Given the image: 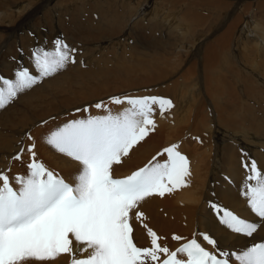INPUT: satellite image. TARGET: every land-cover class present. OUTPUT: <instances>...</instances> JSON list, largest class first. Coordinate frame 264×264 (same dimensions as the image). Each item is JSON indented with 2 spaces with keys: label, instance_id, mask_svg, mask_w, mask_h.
I'll use <instances>...</instances> for the list:
<instances>
[{
  "label": "rangeland",
  "instance_id": "374dc122",
  "mask_svg": "<svg viewBox=\"0 0 264 264\" xmlns=\"http://www.w3.org/2000/svg\"><path fill=\"white\" fill-rule=\"evenodd\" d=\"M219 10L223 16L216 20ZM249 15L264 27V0H0V79L12 80L15 71L22 68L37 75L32 53L38 48L54 51L56 40L74 50L70 55L75 61L18 94L13 102L0 109V173L9 177L13 187L15 177H26L32 162L27 149L32 146L35 161L51 172L54 165L59 177L81 170L78 162L47 143L52 132L73 120L107 115L106 109L115 115L128 107L111 103L112 97H163L158 92L170 82L195 78L202 81L207 48L219 44L224 32L237 19L239 32L230 40L233 44L226 53H233L240 64L241 81L230 79L225 70L224 77L219 79L225 84L221 99L225 103L220 101L226 109V118L235 119V125L231 126L232 122L225 132L215 133L218 117L207 99L205 103L213 114L210 120L214 118V126L201 123L198 114L185 121L173 106L163 115L154 106L152 118L154 130L162 129L165 142L177 145L180 153L181 149L189 150L197 167L204 160L211 162L209 165L222 178L194 191L199 212L193 227L178 233L185 243L192 239L204 243L202 237L207 234L223 248L230 243L238 244L234 242L236 237L248 238L249 248L255 245L252 237L260 232L263 236L255 239L264 243V220L251 211L242 194L247 184L255 183L246 180L252 162L264 175L257 161V156L264 157V43L257 44L259 53L253 51V37L248 35L249 38L240 42L246 37L240 38V29ZM196 16L203 20L191 24ZM235 68L238 69L237 64ZM201 87L195 92H200ZM97 103L103 107L97 109ZM17 155L21 156L20 160L14 159ZM223 156L227 165L222 161ZM216 162L221 164L214 167ZM237 165L239 172H232ZM206 174L204 169L200 173L201 177ZM221 182L226 187L222 203L215 192ZM212 205L256 223L257 231L252 237L233 233L220 222Z\"/></svg>",
  "mask_w": 264,
  "mask_h": 264
},
{
  "label": "snow or ice",
  "instance_id": "6c2138e0",
  "mask_svg": "<svg viewBox=\"0 0 264 264\" xmlns=\"http://www.w3.org/2000/svg\"><path fill=\"white\" fill-rule=\"evenodd\" d=\"M66 44L54 42V51L38 48L32 53L37 75L19 69L14 79H0V109L13 102L18 94L31 89L46 77L74 63ZM111 103L126 104L118 114L77 119L52 132L47 143L58 152L78 162L81 170L75 186L66 183L43 164L35 161L33 147L27 151L32 162L26 177H15V190L6 174L0 173V264H25L30 260L51 261L62 254L70 256V264H160L159 254L167 258L162 264H230L234 257L238 264H264V243H257L240 254L209 252L192 239L175 252L158 244L155 232L148 230L151 247L141 249L132 238L130 213L147 197L164 196L187 187L190 175L187 158L178 152L177 145L163 150L167 159L153 161L123 179L113 178V165L155 128L152 118L154 106L160 114L172 108L163 97H112ZM97 109L102 103L95 105ZM20 160L21 156L14 157ZM248 168L247 165H245ZM242 193L251 211L264 220V175L255 162L248 168ZM220 222L233 233L252 237L258 225L238 218L219 205L211 206ZM222 213V215H220ZM140 220L142 213L136 212ZM73 238L76 245L73 247ZM203 240L214 249L217 242L204 234ZM173 239L180 240L178 236ZM85 252L89 254L79 258ZM178 254L187 257L178 259ZM221 257V258H218Z\"/></svg>",
  "mask_w": 264,
  "mask_h": 264
},
{
  "label": "bare ground",
  "instance_id": "6f19581e",
  "mask_svg": "<svg viewBox=\"0 0 264 264\" xmlns=\"http://www.w3.org/2000/svg\"><path fill=\"white\" fill-rule=\"evenodd\" d=\"M260 4L261 3H258L259 7H262V5ZM219 13L220 14L217 15L216 20H219V18L223 16L221 15V10H219ZM246 15H243V17H245ZM249 16L250 17L246 21L245 25L243 23L244 26L241 27L240 29L241 30L240 38L241 36H246V37H242L240 39V42L242 43L245 38H249L248 35L253 37V39L256 41V42L254 41L256 44L254 42H251V45H253V51L255 50V52L260 53V51L257 50L256 47L257 44L261 43L262 41L264 43V27L263 26L260 27L259 23H257L258 21L254 20L252 15ZM196 17L197 19H195L194 21L192 20L191 24L192 23L200 24V21L203 20L201 16H196ZM172 21H174V19ZM239 23H240L239 20L234 19L231 25L226 30V32H224V36L221 39V42L217 45H212L207 48L204 56L205 60L203 62L204 78L202 81L195 78L191 80L188 79V80H179L175 82H170L167 86L163 88V90L160 89L158 92V95L171 99V102H173L172 104H174L173 108H176L175 110H179L177 112L181 113L185 121H189L193 114L194 115L198 114L200 118V122L201 123L206 122L207 123L206 125L209 126L210 123L213 124L215 120H213L214 119L213 117L211 118L213 122L210 120V116L213 114H210L209 111L207 110L208 105L205 103L206 102L205 99H207V102L209 101L212 104L210 106L214 107V110L216 111L218 117L216 122L217 131L215 133L222 131L225 132V127L233 123L234 124L231 126L235 125V121H234L235 119L232 120L229 119L228 117L226 118V109L224 105L221 103L222 101L221 99L223 98L222 95H224L222 88L225 89V84L223 80L221 81L219 79L221 77L222 78L224 77L223 71L225 70L228 73V75L227 73L226 75L231 76L230 79H233L234 81H241L240 70L242 69H240V64L236 62L233 53L232 54L226 53L231 48L232 46L231 44H233L231 43L230 40L232 38H235L236 34H238L239 32V27H238ZM188 26L190 28L191 25ZM232 64L233 65L237 64L238 69H236L235 65L233 66ZM245 78H248V76ZM200 85H202L201 91L195 92L198 89V86L200 87ZM223 100H225V98ZM214 110L213 113L215 112ZM212 126H214V124ZM196 129L201 130V126H197ZM209 129L210 128H208V130ZM210 132L212 133L213 131ZM162 134L163 131L160 128L153 130L148 134V136L144 138V140L140 141L136 146H134L130 150L129 155L122 158V162L120 164L113 165V178H117V177L125 178L131 175L134 171L143 168L148 162L152 161L153 157H156L155 162H161V163L164 162L167 159V155L166 154L160 155V154L163 153L164 149L170 147L171 143L165 142ZM160 150L161 152H158ZM181 152H182L181 154L184 155L189 162L190 175L185 178L188 186L175 190L172 193L166 192L164 196L152 195L150 197H147L144 201L140 203V205H138L136 209L132 211V213H130V224L133 229L132 232L133 242L137 247L141 249L151 247V239L148 236L149 229L156 233L158 237V244L162 247H167L170 252H175L177 248L181 247L185 243V239L179 236L178 233L184 228L191 229L193 227L194 218L199 212L198 208L195 206V201L193 198L194 191L200 190L204 186L208 187L210 183H214L215 181L219 182L222 179V178L221 179L218 178V173L215 172L213 170L214 168H212L209 165V163L211 164V162L208 163L206 160H204L202 162L203 165L197 167L194 163L195 159L192 156L191 152H189V150H186L185 148V150L181 149ZM216 154H219V152L218 153L216 152ZM218 157H221V155L220 156L218 155ZM219 159L221 160V158ZM222 161L224 162V164L227 165V161L224 156L222 157ZM257 161L258 164H260L262 170H264V157L257 156ZM217 163L219 162H216V164H214V167H217ZM238 165L237 168H234L232 170V172L234 173L239 172ZM54 167L55 166L53 165L52 172L54 174H57L56 173L57 171H54L56 170ZM203 169L206 170L207 172L205 177H201L200 175ZM79 172L80 170H72L68 173H65V176H60V177L58 176V177L63 179L66 183L75 186L76 177L79 174ZM234 173H230L231 177L234 176ZM207 181L209 183L205 185ZM223 182L219 183L218 187L216 186L217 188L215 189V192L218 194L219 197L218 199L220 200L219 202L221 203L224 201V194L226 192L225 190L226 187L224 186L225 184L223 185ZM13 188L15 190H18L19 185L17 183L14 184ZM137 211L143 214L140 220L136 219L135 213ZM174 236H178L181 239L175 240L173 239ZM261 236H263V234L260 232L256 237L260 238ZM256 237L255 236L252 237L255 240V244H257V242L259 241L258 239H255ZM234 242H238V244L230 243V245H226L224 248L220 243H217V247L215 249L211 245H208L206 242L201 243V246L204 247L209 252L218 253L219 251L223 250L230 253L240 254L242 251L247 250L246 248L248 247L246 246V244L250 242V239L244 237H236V240ZM73 247L75 249L77 247H83V246L76 245V242L74 241L73 238ZM88 254H89L88 252H85L82 255L80 253H77L79 258H84ZM166 258L167 257L163 253H160L159 254L160 264H162L163 260ZM177 258L183 260L187 259V257L184 256L183 254H178ZM70 259L71 258L68 254H62L55 260L44 261V262H37L35 260H30L25 262V264H70ZM149 264H152V262L149 261ZM230 264H238V261H236L233 257L230 261Z\"/></svg>",
  "mask_w": 264,
  "mask_h": 264
}]
</instances>
